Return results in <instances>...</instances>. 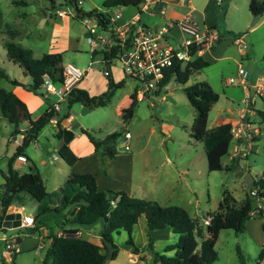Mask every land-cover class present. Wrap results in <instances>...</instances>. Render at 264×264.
<instances>
[{"label":"rangeland","instance_id":"rangeland-1","mask_svg":"<svg viewBox=\"0 0 264 264\" xmlns=\"http://www.w3.org/2000/svg\"><path fill=\"white\" fill-rule=\"evenodd\" d=\"M29 1L30 4L27 6H16L11 3V0H0V9L3 16L0 24V67L10 78H14L21 83L18 86V91L23 93L26 101L14 94L25 102L31 117L35 119L44 113L48 104L52 105L57 102L58 97L55 95H41L30 90L31 77L25 75L22 68L7 57L4 47L7 36L4 30L7 32V30L14 27L16 31H19V35L15 37L14 41L23 47L31 49L33 57L39 58L50 50L51 34H53V29L55 28L56 16L54 12L58 8L64 11L66 13L65 16L69 19V24L60 29V34H58L59 32L55 34L58 40L64 44L61 50L62 64L71 63L79 69H87L83 79L86 76V79L93 82H98L100 77H102L103 64L97 61V58L95 60L90 59L89 45L86 41V29L78 18L71 16V3H65L64 0H52L53 2L51 0ZM102 1L84 0V8L86 10H102ZM248 3L249 0H224L222 5V10L227 8L226 18L231 26L228 30L235 33L239 32L240 34L245 33L247 39L251 36L254 38L256 47H252L248 55L242 54L240 48L233 43L231 34H226L225 31L223 36L227 39V43L222 42L215 51L207 50L204 52V59L209 62L207 67L193 73L185 84L178 83L172 77L159 93V101H157V98L152 101H138L133 116L127 121L123 120L121 111L119 112V106L125 103L126 95L136 85V82L129 78L126 79L123 87L115 90L110 101L105 106L91 108L90 111L84 114L79 113L77 117L79 127L90 130L97 139H102L114 131L121 132L115 144L116 152L129 154L144 146L146 149L135 155V171L138 169V158L150 160L149 164H153L159 169L156 185L163 184V188H168L164 191L165 197L156 202L166 204L162 206L177 205L182 207L202 224L205 223L204 219L208 218V215L216 210L218 203L222 199L224 189L230 191L237 203L245 198L247 188L243 181L242 173L249 172L255 179L264 174V123H260L262 134L253 141L252 149L246 157L231 161L229 156L226 155L222 157V163L231 165L230 170H208L203 143L190 136V126L195 110L183 90L184 86L205 80L218 94L217 102L213 104L209 111L208 125L216 124L219 117L229 114L227 111L228 107L241 109L244 106L241 103L244 97L242 86L235 83L228 84L227 81L230 78L237 79L239 65L249 74L248 84L256 76V70L264 72V58L259 53L264 52V44L262 41L255 42L256 38L264 35V23L258 26L253 34L250 33V28L254 25H249V27L242 30L239 29L243 28L247 23L251 24L255 18L249 11ZM45 12H51L53 15L46 17ZM120 12L122 17L126 18V13H137L138 10L136 7L128 6L121 9ZM193 14L196 17L198 16L196 13ZM139 17L141 21L148 20L145 10L139 14ZM217 18V23L221 26L224 22L222 14H219ZM197 22L199 26L202 25L200 20L197 19ZM254 51L259 53L258 57L253 56ZM116 63L118 64V62ZM55 85L58 86V83ZM10 87H12V83L8 79L0 77V88L7 90ZM258 105L259 103L257 102L256 106ZM59 107L58 117L61 118L68 111V106L66 102H60ZM81 107L80 103H75L71 106V109H77L80 112ZM27 124L28 121H23L20 123L19 129L22 131ZM55 129L56 126L49 122L39 131L36 139L32 140L25 149V155L31 161H34L32 162L39 170H43L41 162L35 160L39 154H43L46 166L55 167L59 165V162L67 166L53 148V145L49 146L48 144V141H54ZM126 131L130 134L128 140L124 139ZM15 132L14 126L0 112V171L2 172H6L8 161L22 141V132L17 134ZM81 137L86 145L87 139L84 136ZM125 145L128 146V150L125 149ZM50 147L52 149H49ZM185 169L188 171L182 174ZM26 170H28V167ZM147 179L151 181L150 176ZM170 193L171 195H169ZM36 204L37 201L35 199L27 196L23 203L22 214L34 216ZM258 208L263 211L262 214H259ZM253 209L254 213L246 222L245 229L242 232L237 233L233 229L221 230L215 244L218 259L212 264H239L237 248L242 252L245 264H264V257L262 259L259 258L260 249L264 244V198L255 200ZM50 215H41V223L46 224ZM54 218L58 220V216ZM133 229L135 232V225ZM25 233L31 236L32 232L21 228H6L2 231L3 236L13 234L17 237ZM113 237L114 242L118 245L126 239L127 234L125 231H121L118 234H114ZM132 237L135 242L134 233ZM178 239V234L170 232V237L167 240L155 243V249L157 252L163 253L164 251H161L165 245L175 243ZM135 244L137 246V243ZM190 245L182 251L183 256H186L190 250H194L192 249L193 246ZM198 247L199 244L195 248ZM4 248L5 242L1 240L0 264H43L40 260L41 255H36L34 250H23L15 255L11 253L10 257L13 258V261L8 262L3 256ZM143 251H146V249H143ZM172 253L173 251L167 252L169 255ZM115 264L132 263L125 255H120Z\"/></svg>","mask_w":264,"mask_h":264},{"label":"trees","instance_id":"trees-1","mask_svg":"<svg viewBox=\"0 0 264 264\" xmlns=\"http://www.w3.org/2000/svg\"><path fill=\"white\" fill-rule=\"evenodd\" d=\"M75 1L64 0L65 3H75ZM144 1L103 0L102 7L110 10L128 6L139 7ZM51 2L53 1L51 0ZM11 3L16 6H27L30 1L11 0ZM248 8L253 16L263 14L264 0H249ZM2 18L0 9V24ZM4 31L7 36L4 42L7 57L18 64L25 75L31 77L30 90L43 95L40 91V85L43 82L44 73H48L55 83L62 81L61 52H47L39 58H35L31 49L14 41L15 37L19 35V31H16L14 27L7 32ZM226 34L237 35L238 33L226 31ZM195 49L196 47L192 48L193 54ZM109 56L111 54L104 53V59ZM208 65L209 62L200 55H193L191 60L186 63L173 60L172 65L166 69L160 86H165L172 77L178 83L185 84L193 73ZM0 77L8 79L13 85H21L16 79L10 78L1 67ZM123 85L124 80L115 82L108 76L107 89L95 96H90L84 89L74 87L66 100L68 111L75 103L90 108L103 107L110 101L115 90L123 87ZM183 90L195 110L190 126V136L203 143L208 170H230L231 165L223 164L222 157L229 155L231 149V123L225 122L211 129L207 127L208 114L213 104L217 102L218 94L205 80L184 86ZM131 98V103L121 113L124 121L133 116L137 105L133 93ZM68 111L62 117L68 115ZM0 112L14 126L15 134L22 132L23 135L21 143L16 147L8 161L6 172L0 171L3 177V181L0 182V229L5 230L2 226L9 206L23 205L27 196L35 199L37 201L34 215L35 225L27 230L34 232L42 225H46L47 223H41V215L43 214H51L49 220L55 216H59L58 220H60L56 227L61 228L62 233L57 235L51 232L52 242L45 256V260H50V264H106L107 261L113 260L117 255L119 248L114 242L113 236L121 231H125L127 234L124 244L131 247L134 254H139L142 250L135 245L132 232L141 215H144L147 220L149 246H151L150 231L155 229L168 228L173 233L178 234L179 237L175 243L167 244L163 253L153 252L149 264H212L218 259L215 244L221 230L233 229L237 233L242 232L246 222L254 212V201L264 198V174H262L253 181L250 191L246 192V196L241 202L237 203L230 191L224 189L222 199L216 210L204 219V221L208 220V223L202 224L197 218L191 217L187 210L177 205L162 206L153 200L132 197L124 191H99L95 177L88 173H71L61 186L55 190L47 191L35 164L25 155V149L32 140L36 139L39 131L49 123V118L52 115L51 104H48L44 113L33 119L24 101L14 93L0 88ZM23 121H28V124L21 131L19 125ZM80 132L89 140L96 151L108 157L115 155V144L121 132H111L102 139L95 138L93 132L88 129L80 128ZM61 135L62 129L58 122L56 136L60 138ZM57 153L68 165H73L78 159L68 144L58 148ZM17 157H22L28 161L27 171L18 173L13 170V162ZM236 159V157H231V161ZM254 189H256V193L253 195L251 191ZM70 206L75 207L70 212L63 213V210ZM259 211V214L263 213L261 209ZM98 221H102L104 224L100 244L73 235L77 230L74 226L89 227ZM66 226L68 227L65 228ZM204 228L207 234H204ZM189 244L194 247H192L194 250H190L186 256H183L182 251ZM197 244L199 247L195 248ZM170 251H173L172 255L167 254ZM15 254L14 252L13 255ZM237 256L239 264H245L239 248H237ZM263 257L264 244L259 252V258L262 259Z\"/></svg>","mask_w":264,"mask_h":264},{"label":"crops","instance_id":"crops-1","mask_svg":"<svg viewBox=\"0 0 264 264\" xmlns=\"http://www.w3.org/2000/svg\"><path fill=\"white\" fill-rule=\"evenodd\" d=\"M223 1L224 0H220V1L219 0H189V4L186 5V4H182L180 2L172 1V0H150L149 9L146 10L148 20L141 21V18H140V21L142 24L146 26L153 27V26L162 24L167 19L178 18L181 15L188 12L190 9H192L193 12L198 15L196 19L202 22L201 27H205V26L212 27L213 26L220 33L221 39L213 46V48L210 49L212 51H215V49H217L218 46L222 44V42L227 43V39L224 38L223 35L225 31H230L228 30V28H231L226 18L227 8H224V10H222ZM143 3L139 7H136L138 11L140 7L143 5ZM161 8L165 9L164 15H161L159 13V10ZM138 13L139 12L137 13L128 12L126 13V18H123V17L122 18L128 19ZM45 14H46L45 15L46 17L53 15L51 12L49 13L45 12ZM219 14H222V17L224 18V22L221 24V26H219L217 23L218 21L217 16ZM54 15L56 16L55 22H54L55 28L53 29V34H51L52 39L50 43V50L48 51L49 53L61 52V50L63 49L62 45L64 44L63 42L61 43V41L58 40V37L55 34H57L58 32H59L58 34H60V29L69 24V19L67 16L65 15L57 16L55 12H54ZM263 23H264V13L258 16H255L251 24L247 23L243 28H239V29L242 30V29L249 27V25L250 26L254 25L250 28V33L253 34L257 30L258 26L262 25ZM232 33H235V32H232ZM237 33L240 34L239 32ZM231 36L233 39L236 35L231 34ZM246 40H248L247 42L250 47V50L248 52H251L252 47L253 48L256 47V44H254V38L251 36L249 37V39L246 38ZM258 41L259 42L262 41V43L264 44V35L255 39L256 43ZM263 49H264V46H263ZM88 52H89V49H88ZM248 52L242 53V54L248 55L249 54ZM259 53H261L263 57L264 52H259ZM259 53H256V51H254L253 56L258 57ZM202 57L204 58V53ZM95 58H97V61L101 62L99 54H96ZM85 71L87 73V69ZM109 72H110L109 76L115 82L124 80V85H125L127 78L124 76L120 65L117 64L115 61H112L110 63ZM255 73H256L255 74L256 76L264 74V72L259 71V70H256ZM255 77H253V80ZM107 85H108V77L105 76L104 73H102V77H100L98 82H93L91 80H88L86 79V76H85V78L79 82L77 87L86 90L90 96H95V95H99L103 93L107 89ZM18 86L19 85L12 84V87H10V89H7V91L15 93L22 100L26 101V99L23 96V93L18 91ZM133 89L126 95L125 103L119 106V112L121 111L122 113V110L128 107L129 104L131 103V100H132L131 94L133 93ZM258 103H259L258 106H254L250 109L245 106H243L241 109L228 107L227 111L229 112V114H225L224 116L219 117L217 119L216 124L214 125H208V120H207V127L209 129L214 128L215 126L220 125L225 122H230L232 127H235L236 125H239L241 121H243L242 124L244 125V127L246 126L247 128L245 131L242 132L240 139H238L241 155H238L236 158L246 157L248 152L251 151L252 149L253 141L258 139L259 136L262 134V127L260 123H264V105L261 102H258ZM80 105L83 106L82 104ZM247 131L250 132L252 140H250V137H248L247 139L244 137ZM57 132H58V126H56V129H55L54 141L53 142L48 141L49 146L53 145V148L56 151H57V147H56L57 141L59 140V138L56 136ZM22 136L23 135L21 134V137ZM81 136H84V135L81 134L80 127H79L78 129L73 131V138L68 143L73 153L78 157V159L75 161L73 165L67 164L68 166L67 167L66 165H64V163L59 162V165L55 167H49V166H46V163L43 158V154H39L36 156L35 160L41 162V164L43 165V170H39L38 168L37 170L42 178L43 184L47 191H52V190L57 189L59 186L62 185V183L71 173H88V174H92L95 177L97 190L99 191H109V190L124 191L125 193H127L128 195L132 197H137V198H142V199H147V200H154L158 202L160 201L159 199H163L165 197L164 191L167 190L168 188L167 187L163 188L164 187L163 184H159L158 186L156 185V182H157L156 177H157V172L159 171V169L156 168L155 165L149 164L150 160L147 161V160L138 158L137 159L138 169H136V171L134 169L135 155L144 151L146 149L144 146L129 154L116 152L113 157H108L106 155H103L101 152L96 151L94 146L84 136L87 139V143L85 145V142L82 141ZM233 146L234 145L232 144L231 152L228 155L229 159H231L233 155L232 153ZM49 149H52V147H50ZM63 162L65 161L63 160ZM27 167H28V161L26 159L25 161H22L21 159L17 157L15 161L13 162V170L18 173H23L27 171L26 170ZM187 171L188 170L186 169L183 170L182 174H185V172ZM0 176H1L0 182H2L3 177L1 174ZM148 176L151 177V181L147 179ZM242 176H243V173H242ZM253 178L255 180V177ZM169 195H171V193ZM160 204L166 205V204H163L162 202H160ZM13 206L19 208V210L7 211L5 213V217L12 216L11 218H9V219H12L14 215L18 212L20 213V218H21L24 205L14 204ZM74 207L75 206H70L66 208L65 210H63V213L70 212L71 210L74 209ZM190 216L193 217L192 215ZM20 218H19V221H20ZM58 222H60V220H56L53 217L47 222L46 225H42L38 230L32 232L31 236H29L27 233L23 234L22 236H17L16 242H15L16 254L20 253L23 250H34L36 255H39V256L41 255L40 260L43 264H50V260H45V256L52 242L51 236H50L51 232L57 235L62 233L61 228L56 227L57 226L56 224ZM67 227L68 226H66L65 228ZM12 228L14 227H11L9 229H12ZM74 228H76L77 230L74 232L73 235L84 238L95 244H100L101 234L104 229V224L102 221H98L93 226H89V227H85V226L75 227L74 226ZM148 231H149V228H148V224H147V220L145 216L144 215L139 216L137 223L135 225V232L133 229L132 234L133 233L135 234L137 242L135 241L134 243H137V247L142 251L143 249H146V252H141V255L140 253L134 254L131 247L124 244L126 240L124 239L121 244H118L119 249H118L116 257L113 260L108 261L107 264H112V263L115 264V262H117V260L119 259L120 255H125L126 258L132 264H149L152 260L153 252H157L155 249V243H157V241L167 240L170 237V232L172 231L168 228L155 229V230L150 231L151 246H149V242H148V237H147ZM204 234H206V230H204ZM10 236H14V235L11 234V235H8L7 237H10ZM40 244L43 245V248L41 249L40 253L37 254L36 249L38 245ZM164 247L161 252H163ZM3 256L5 257L6 261L8 262L12 261V258L10 257V255H7L5 248L3 249Z\"/></svg>","mask_w":264,"mask_h":264},{"label":"built area","instance_id":"built-area-1","mask_svg":"<svg viewBox=\"0 0 264 264\" xmlns=\"http://www.w3.org/2000/svg\"><path fill=\"white\" fill-rule=\"evenodd\" d=\"M149 1L145 0L138 11L139 13L128 19L122 18L119 9L86 10L84 0H76L75 3H71V16L78 18L86 29L90 59L95 60L96 54L100 55L103 73L107 77L110 75V63L112 61L118 62L124 76L136 82L133 94L137 102L140 100L152 101L155 98L159 101V93L164 88V86H160L161 79L164 77L166 69L172 65L173 60L186 63L191 60L193 55L202 56L205 51L210 50L217 43L220 37V33L215 27L199 26L192 9L178 18L167 19L157 26L150 27L142 24L139 14L143 10L149 9ZM172 1L189 4V0ZM159 13L164 15L165 9L161 8ZM55 14L57 16L66 15L60 9H56ZM233 41L242 53H247L250 50L244 33L236 35ZM193 47H196L194 54ZM104 53H109L111 56L104 59ZM62 67V81L58 83V86L55 85L56 83L53 82L48 73H44L43 82L40 85L44 95L58 97V101L51 105L52 115L49 118V122L55 126H58L60 120L58 117L59 103L66 102L71 90L77 87L86 73L85 70L79 69L71 63L62 64ZM237 75V79L230 78L227 83L242 86L244 97L241 103L249 109L256 106L257 102L264 105V74L257 75L248 84L249 74L239 65ZM242 122L231 128L234 145L232 157L241 155L238 139L247 128ZM244 137L252 139L248 131ZM129 138L130 134L126 131L124 139L128 140ZM125 149L128 150L127 145H125ZM18 158L25 161L22 157ZM255 193L256 189L251 191V194L254 195ZM204 222L206 224L208 220ZM34 225L33 215L22 214L18 228L29 229ZM1 240L5 242L7 255L16 253V235L3 236L0 229ZM42 248V244L38 245L36 253L39 254Z\"/></svg>","mask_w":264,"mask_h":264},{"label":"water","instance_id":"water-1","mask_svg":"<svg viewBox=\"0 0 264 264\" xmlns=\"http://www.w3.org/2000/svg\"><path fill=\"white\" fill-rule=\"evenodd\" d=\"M90 110H91L90 107L83 105L80 109V112L77 109H69L68 115L61 118V120L59 121V125L62 129V135L57 141V146H56L57 149L60 148L64 144H68L70 140L73 138V131L79 128V123L77 121V117L79 113L84 114ZM243 181L246 184L247 192H249L252 187L253 181H254V178L251 175V173L246 172L245 174H243ZM17 210H19V208L11 205L9 206L7 211H17ZM11 217L12 216L10 217L4 216V220H3L4 228H11V227L18 228L20 213L17 212L12 219H9ZM141 252H146V251H141ZM141 252H140V255H141ZM107 263L108 261L106 262V264Z\"/></svg>","mask_w":264,"mask_h":264}]
</instances>
